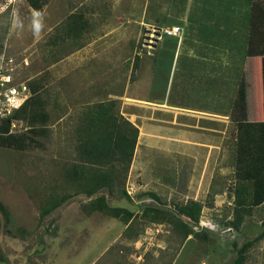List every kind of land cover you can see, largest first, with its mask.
<instances>
[{
    "label": "rangeland",
    "instance_id": "1",
    "mask_svg": "<svg viewBox=\"0 0 264 264\" xmlns=\"http://www.w3.org/2000/svg\"><path fill=\"white\" fill-rule=\"evenodd\" d=\"M42 3L13 0L0 10V80L11 76L0 85V127L16 110L7 111L11 90H36L26 118L11 122L13 144L0 146V201L9 212L8 220L0 212V264H229L246 241L234 224L256 207L252 182L237 173L236 121L241 84L246 119L262 117L253 106L264 0ZM171 25L181 27L178 37H154ZM99 104H112L139 135L126 173L90 197L78 189L99 166L79 158L78 128ZM65 194L41 217L52 195ZM100 195L134 215L94 209ZM190 201L201 206L197 221L178 210ZM226 239L237 243L231 258L208 245Z\"/></svg>",
    "mask_w": 264,
    "mask_h": 264
},
{
    "label": "trees",
    "instance_id": "2",
    "mask_svg": "<svg viewBox=\"0 0 264 264\" xmlns=\"http://www.w3.org/2000/svg\"><path fill=\"white\" fill-rule=\"evenodd\" d=\"M31 5L36 9H41L43 6L42 0H29ZM259 54L257 52H251L249 55ZM238 93V105L241 109L239 111L240 118L236 121L238 128L237 142L240 146L237 160V173L241 180H249L252 182V201L253 206H258L264 202V121L250 122L247 118V112L244 111L246 106V92L245 86L240 85ZM31 95L24 101V103L13 113H11L6 119L7 126L0 127V146H10L13 143L15 135L10 133V125L13 120H19L26 118L28 106L33 104L36 100V90L31 86ZM98 108L93 111H88L87 118L78 128V155L81 161L84 163V167L93 164L99 167H92L88 172H92L91 177L84 176L82 180L88 181L84 183V187L78 189V192H83L88 196H93L101 187L109 182H113L118 179V174L121 171H126L131 165L137 138L139 135V129L129 120H126L112 112L113 105L106 107L105 104H99ZM243 107V108H242ZM3 120V121H4ZM18 144L20 141L15 140ZM252 153L247 155V151ZM254 151V152H253ZM242 153V154H241ZM108 166V169H104ZM97 168V169H94ZM104 169V170H103ZM120 169V170H119ZM82 173L85 174L83 169ZM116 173V174H115ZM113 175V176H112ZM92 178V181H90ZM236 200H239V190L235 191ZM71 195H52L50 199L45 203L40 211L41 217H46L56 208H58L63 202L71 198ZM238 198V199H237ZM94 209H100L106 213H111L114 216H120L121 214H127V218H131L134 215V211L123 206H111L106 201V198L102 195L95 198ZM239 203V201H238ZM179 212L188 216L192 220L197 221L201 206L196 201H190L186 205L181 206ZM0 212L4 214L8 220L9 212L4 204L0 201ZM243 217L237 224H234L235 228H239L243 222ZM264 226V222H263ZM264 237L263 230L253 238L247 239L240 248H238L236 257L229 264H243L245 261L246 250L255 242Z\"/></svg>",
    "mask_w": 264,
    "mask_h": 264
},
{
    "label": "crops",
    "instance_id": "3",
    "mask_svg": "<svg viewBox=\"0 0 264 264\" xmlns=\"http://www.w3.org/2000/svg\"><path fill=\"white\" fill-rule=\"evenodd\" d=\"M263 74H264V71L262 72V75H261L262 77L259 80V83L257 86L258 91L256 90L257 91V93H256L257 99H256V103H254L255 107L253 106V108H256V110H255L256 113L258 112L259 113L258 115L262 116V117L259 120L254 121V122L264 121V79H263L264 77H263ZM244 111H250L249 110V102H248V104L246 103ZM259 211L264 214V202H262L260 205L256 206L255 209L253 210V213L249 216H246V218L242 222L241 226L239 227V231L242 232L246 236L244 238V240L252 238L259 233L258 232L257 234L252 235L248 231H245L244 229L246 226L249 225V223H257L258 226H261V227L263 226V221H264L263 218L264 217H262V218L258 217L257 213ZM209 244H213L215 247V248H211L212 252H214L215 250H220V248H221V252L225 253L227 255V257L229 256L230 258H231V255H233V251H232L231 247L237 246L236 240L230 241L229 239H226L222 243V245H220L218 242L217 243L210 242V243H208V245ZM240 247H238V248H240ZM207 249H208V246H207ZM243 264H264V237H262L260 240H258L254 244H252L246 250L245 261Z\"/></svg>",
    "mask_w": 264,
    "mask_h": 264
},
{
    "label": "built area",
    "instance_id": "4",
    "mask_svg": "<svg viewBox=\"0 0 264 264\" xmlns=\"http://www.w3.org/2000/svg\"><path fill=\"white\" fill-rule=\"evenodd\" d=\"M13 5V0H3V2L0 5V10H6L7 8L11 7ZM155 31V29H153ZM159 35L151 34L154 36L157 40L162 39H168V38H176L181 33V27L179 25H171L170 27L163 28L161 30H157ZM149 44L152 46V43L155 42L153 37L148 39ZM149 45V46H150ZM11 82V76L5 75L2 77V81L0 80V85L4 86L5 84H8ZM29 97L28 87H24L22 90H11V95L9 96V100L13 101L12 105L7 109V111L11 112V108L14 107L18 109L24 101ZM13 99V100H11ZM6 109V108H5Z\"/></svg>",
    "mask_w": 264,
    "mask_h": 264
},
{
    "label": "clouds",
    "instance_id": "5",
    "mask_svg": "<svg viewBox=\"0 0 264 264\" xmlns=\"http://www.w3.org/2000/svg\"><path fill=\"white\" fill-rule=\"evenodd\" d=\"M34 15H38V13H34ZM35 28H36V31L38 32L39 29H40V25L39 24H36Z\"/></svg>",
    "mask_w": 264,
    "mask_h": 264
}]
</instances>
